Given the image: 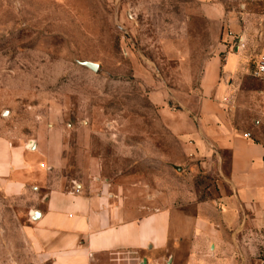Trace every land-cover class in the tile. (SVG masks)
<instances>
[{
  "label": "rangeland",
  "instance_id": "1",
  "mask_svg": "<svg viewBox=\"0 0 264 264\" xmlns=\"http://www.w3.org/2000/svg\"><path fill=\"white\" fill-rule=\"evenodd\" d=\"M244 1L0 0V140L63 145L65 180L100 179L132 217L222 208L229 141L201 110L200 78L222 42L219 9ZM259 87L246 81L233 120L264 144V116L249 110ZM25 210L0 186V264H34Z\"/></svg>",
  "mask_w": 264,
  "mask_h": 264
},
{
  "label": "crops",
  "instance_id": "2",
  "mask_svg": "<svg viewBox=\"0 0 264 264\" xmlns=\"http://www.w3.org/2000/svg\"><path fill=\"white\" fill-rule=\"evenodd\" d=\"M241 8L219 9L222 42L200 78L201 110L229 141L222 208L199 202L192 215L168 206L132 217L100 179L88 186L65 180L63 145L26 150L0 140V186L26 209L20 233L34 264H234L237 255V262L264 264V144L233 120L251 79L260 83L250 91L260 103L249 110L264 116V75L254 74L264 57V0Z\"/></svg>",
  "mask_w": 264,
  "mask_h": 264
},
{
  "label": "water",
  "instance_id": "3",
  "mask_svg": "<svg viewBox=\"0 0 264 264\" xmlns=\"http://www.w3.org/2000/svg\"><path fill=\"white\" fill-rule=\"evenodd\" d=\"M80 64L83 65V66H85V67H87V68H89L92 71H96L97 68H98V65L95 62H92V61H89V60L80 61ZM4 113H6V112H4ZM30 144H32V141L30 142ZM30 146H31V148L33 147V145H30ZM175 168L177 170H180V167L179 166H175ZM37 215H38V212L35 211L33 213L32 217L34 218Z\"/></svg>",
  "mask_w": 264,
  "mask_h": 264
},
{
  "label": "built area",
  "instance_id": "4",
  "mask_svg": "<svg viewBox=\"0 0 264 264\" xmlns=\"http://www.w3.org/2000/svg\"><path fill=\"white\" fill-rule=\"evenodd\" d=\"M254 74L257 76L264 75V57L257 64ZM248 135L249 134H245V136H248Z\"/></svg>",
  "mask_w": 264,
  "mask_h": 264
},
{
  "label": "bare ground",
  "instance_id": "5",
  "mask_svg": "<svg viewBox=\"0 0 264 264\" xmlns=\"http://www.w3.org/2000/svg\"><path fill=\"white\" fill-rule=\"evenodd\" d=\"M31 145H33L34 146V142L32 141V144ZM30 146V145H29ZM31 147V146H30Z\"/></svg>",
  "mask_w": 264,
  "mask_h": 264
}]
</instances>
